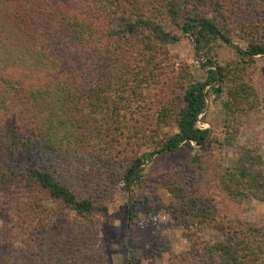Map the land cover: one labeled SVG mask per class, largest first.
Here are the masks:
<instances>
[{
    "label": "trees",
    "instance_id": "obj_1",
    "mask_svg": "<svg viewBox=\"0 0 264 264\" xmlns=\"http://www.w3.org/2000/svg\"><path fill=\"white\" fill-rule=\"evenodd\" d=\"M173 28L209 67L203 79L169 55ZM219 45L234 60L218 61ZM262 55L264 0H0V215L19 234L0 264H100L107 196L97 176L128 189L145 161L181 147L194 178L164 187L184 200L169 214L189 244L183 263L264 264V226L240 212L243 201L264 204L258 148L240 147L230 167L211 160L215 147H234L239 116L257 106L248 69ZM166 91L176 104L157 100ZM222 94L219 134L197 127L206 98ZM203 228L220 238L202 240Z\"/></svg>",
    "mask_w": 264,
    "mask_h": 264
},
{
    "label": "rangeland",
    "instance_id": "obj_2",
    "mask_svg": "<svg viewBox=\"0 0 264 264\" xmlns=\"http://www.w3.org/2000/svg\"><path fill=\"white\" fill-rule=\"evenodd\" d=\"M100 30V24H96ZM173 34L177 42L168 45L167 51L172 58L182 61L188 67L189 72L195 79H203L205 71L209 67H202L203 62L199 54L195 53L190 36L184 35L177 28H173ZM245 43L237 35L231 39V45L243 50ZM83 52V50H82ZM83 55V54H82ZM81 57L80 53L74 59L78 62H87L86 55ZM216 58L220 62L232 61L235 58L232 48L219 45ZM80 65V64H79ZM80 71V69H78ZM250 85L257 93V106L251 111L242 113L238 119L239 135L233 148L215 147L211 160L221 168L230 167L237 157L240 147L255 146L264 163V55L254 58V63L248 69ZM36 84L33 78L27 82L28 85ZM178 92L160 93V103L172 105L178 102ZM223 94L219 97L208 96L204 109V121H199L203 128L219 134L223 122V110L221 101ZM173 132L172 128H166ZM6 138L0 137V148L5 147ZM195 148V147H194ZM196 149V148H195ZM149 149L133 152L139 155L149 152ZM192 151L183 147L173 153L154 154L145 161L135 180L128 189L121 182L110 180L106 174L97 176L96 189L104 190L107 196V216L103 221L97 235L96 245L100 248L102 257L100 264H185L181 258L189 249L184 230L171 220V207H182L183 201H175L165 189V178L174 177L177 181L188 184L193 180L195 171L189 165ZM31 155H23L20 158ZM121 168V167H120ZM190 168V169H189ZM174 184V185H175ZM196 187V186H194ZM132 206L134 224L129 222L127 211ZM170 207V208H169ZM243 220L264 226V204L256 201H243L240 205ZM1 214V213H0ZM183 214L178 216L183 218ZM0 215V251L5 245L19 236L10 220L4 221ZM204 241L219 239V234L212 229L203 228L198 232Z\"/></svg>",
    "mask_w": 264,
    "mask_h": 264
},
{
    "label": "built area",
    "instance_id": "obj_3",
    "mask_svg": "<svg viewBox=\"0 0 264 264\" xmlns=\"http://www.w3.org/2000/svg\"><path fill=\"white\" fill-rule=\"evenodd\" d=\"M197 127H199V128H203V125L200 124L199 122H197Z\"/></svg>",
    "mask_w": 264,
    "mask_h": 264
},
{
    "label": "water",
    "instance_id": "obj_4",
    "mask_svg": "<svg viewBox=\"0 0 264 264\" xmlns=\"http://www.w3.org/2000/svg\"><path fill=\"white\" fill-rule=\"evenodd\" d=\"M205 106H206V104H205Z\"/></svg>",
    "mask_w": 264,
    "mask_h": 264
}]
</instances>
